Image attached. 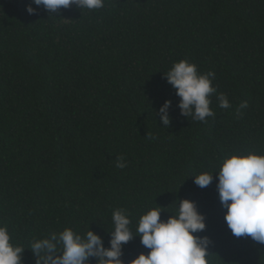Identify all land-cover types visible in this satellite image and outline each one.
I'll return each mask as SVG.
<instances>
[{
	"label": "trees",
	"instance_id": "16d2710c",
	"mask_svg": "<svg viewBox=\"0 0 264 264\" xmlns=\"http://www.w3.org/2000/svg\"><path fill=\"white\" fill-rule=\"evenodd\" d=\"M30 4L0 0V224L11 242L71 228L108 247L115 209L135 234L146 211L161 207L166 221L188 199L206 218L195 235L211 238V264H264V244L228 229L213 173L232 154H264V0H105L31 15ZM182 59L215 73L229 109L213 95L206 123L181 115L164 73ZM166 100L167 126L156 114ZM204 172L213 181L200 188ZM149 251L137 236L122 260ZM22 260L35 264L30 249Z\"/></svg>",
	"mask_w": 264,
	"mask_h": 264
},
{
	"label": "clouds",
	"instance_id": "9594fccd",
	"mask_svg": "<svg viewBox=\"0 0 264 264\" xmlns=\"http://www.w3.org/2000/svg\"><path fill=\"white\" fill-rule=\"evenodd\" d=\"M32 3L37 8L43 6L49 13L73 5L82 12L105 6V0H32ZM37 8L30 4L26 11L35 14ZM164 76L180 98L177 106L181 115L193 121L206 123L207 117L215 116L210 107L213 95L221 109L231 107L227 95L217 93L212 85L215 73L211 70L200 73L196 64L182 59L174 62ZM170 107L171 101L166 100L156 113L165 126L171 122ZM246 107V102L240 104V108ZM145 138L154 139L150 134ZM126 166L122 156L116 158V167ZM213 173L218 175V197L226 209L224 220L232 235L264 244V154H232L225 157L219 170ZM213 173L193 175L194 183L200 188L207 187L213 181ZM162 211L157 207L142 214L134 234L127 210L115 209L108 247L104 246L103 238L90 229L82 235L65 228L34 239L29 248H24L13 244L7 226L0 224V264H23L25 249L32 251L35 264H90V258H95L96 264H125L123 246L137 236L141 245L150 251L140 253L129 264H211L208 252L211 238L195 235L206 229V218L197 210L195 202L179 200L175 212L166 221L161 220Z\"/></svg>",
	"mask_w": 264,
	"mask_h": 264
}]
</instances>
